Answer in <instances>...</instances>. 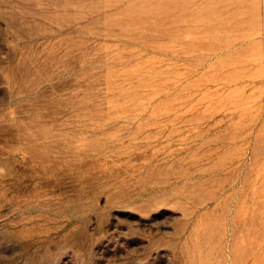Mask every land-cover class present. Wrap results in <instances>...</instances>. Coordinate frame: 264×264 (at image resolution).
<instances>
[{
  "label": "rangeland",
  "instance_id": "1",
  "mask_svg": "<svg viewBox=\"0 0 264 264\" xmlns=\"http://www.w3.org/2000/svg\"><path fill=\"white\" fill-rule=\"evenodd\" d=\"M0 264H264V0H0Z\"/></svg>",
  "mask_w": 264,
  "mask_h": 264
}]
</instances>
